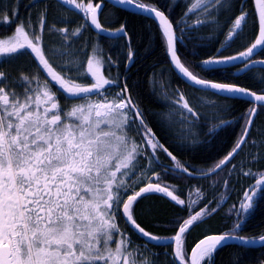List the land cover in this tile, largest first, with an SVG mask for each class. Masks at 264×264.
<instances>
[{"label": "snow or ice", "instance_id": "snow-or-ice-1", "mask_svg": "<svg viewBox=\"0 0 264 264\" xmlns=\"http://www.w3.org/2000/svg\"><path fill=\"white\" fill-rule=\"evenodd\" d=\"M119 2L131 4L134 0ZM202 2L196 0L187 13H192ZM63 3L79 10L88 26L101 32L107 30L100 22V3L94 0H63ZM254 3L259 28L255 41L238 55L210 58L204 64H229L241 60L247 69L257 63L252 57L258 52L264 53V0H254ZM136 6L156 18L170 61L182 75L204 89L251 97L264 105V94L234 84L198 79L177 55L179 38L168 16L154 7ZM216 6L225 8V0H212L200 10L208 12ZM46 16L41 13L36 27L22 23L13 34L0 37V56H31L65 97L89 102L66 110L35 78L23 75L19 83H14L0 71V264H153L130 246L116 223L117 213L141 236L159 241L134 218L138 199L154 193L163 194L190 210L196 201L185 205L170 186L162 185L158 174L149 176L140 171L139 158L144 153L140 151L141 145L130 136L132 131L141 132L143 144L150 146L153 154L159 149L172 160L176 158L159 144L126 87L112 100L107 98L104 94L106 86H111L114 81L104 77L99 59L95 66L90 57L80 63L69 59L61 69L74 72L80 78L92 79L90 86H81L55 70L45 56L42 43ZM248 17L249 14L241 10L234 18L229 39L246 28ZM203 23L196 20V25ZM186 26L191 27L187 23ZM58 31L67 39L68 28ZM81 31L72 34L79 36ZM117 32L124 33L125 29L121 26ZM60 55L74 54L61 52ZM259 63L264 64V60ZM17 88L22 90L17 92ZM92 95L99 96V101L91 102ZM182 100L181 96L177 103ZM182 107L191 116L198 115L187 102ZM255 111L249 110L240 142L214 171L225 166L244 143ZM176 169L191 175L188 168L179 163ZM137 176L143 179L144 186L128 195L131 188L128 178ZM153 178L155 182H152ZM256 186H264V175L256 180ZM258 191H264V187H254L244 193L237 217L242 218L252 208ZM206 211L210 210L190 211L189 218L178 224L177 234L172 238L175 245L171 254L173 264H211L213 254L227 240L240 239L245 244L254 242L233 234L241 227L242 219H238L230 232L206 236L191 251L186 250L182 243L184 234L201 222ZM260 239L264 241V237Z\"/></svg>", "mask_w": 264, "mask_h": 264}, {"label": "trees", "instance_id": "trees-1", "mask_svg": "<svg viewBox=\"0 0 264 264\" xmlns=\"http://www.w3.org/2000/svg\"><path fill=\"white\" fill-rule=\"evenodd\" d=\"M101 1L94 0L95 3ZM134 1L154 7L168 16L179 38V58L197 77L214 83L234 84L255 93H264V67L236 77L235 73L240 68L211 71L207 68V64L203 63L214 57L238 55L255 41L258 36V24L253 0H225V8L216 6L209 8L208 12L200 9L212 0H203L192 13H187V9L191 4L196 3V0ZM8 2L10 8H15L22 2L23 8L33 0ZM39 2L40 6L36 8L35 15L40 17L41 13H46L48 23L55 26L57 39L55 46H59L58 42L68 40L71 50L87 51L88 54L94 51H103L105 55H112L114 51L119 53L112 55L116 69L108 75H111L114 83L119 86L118 89L126 87L129 90L131 99L143 114L147 126L166 143L168 136L165 131L175 130V123L179 118L183 121L188 119V112L182 107V102L177 103V101L181 96L188 100L189 107L198 114L195 120L190 116L195 122V152L188 155V159L195 162V173L212 172L216 165L236 148L241 140L244 125L247 123V114L253 109V105L246 101L228 100L204 93L185 84L171 67L166 44L155 22L143 16L106 6L102 22L111 30L123 26L131 39V47L128 50L122 39L100 38L90 30L89 26L86 30H82L80 38L76 39L72 33L81 30L83 23L87 25L82 14L69 15L66 8L55 0H39ZM241 10L249 14L246 28L239 30V35L229 39L234 18ZM28 16L29 13L25 10L24 17L28 18ZM197 19L204 23L196 25ZM186 23L191 27L186 26ZM65 27L69 29L67 39H64L65 36L63 37L58 31ZM82 36L84 37L81 39ZM129 52L132 54L131 66H129ZM257 59L264 60V53H261ZM257 111L247 143L227 168L213 177L195 179V186L166 185L185 201V205L196 201L191 210L186 206H175L156 195H148L135 205L134 218L138 224L158 238H168L174 236L178 224L189 218L190 211L206 208L210 211H206L201 222L191 229L190 235L195 238V245L206 236L230 232L238 219H242V223L233 233L234 235L247 240L264 237V191H258L252 208L242 218L236 215L240 212V204L244 200L245 187L264 175V108L259 107ZM165 124L169 129H166ZM190 126L187 128L193 129ZM138 140L137 138V143L140 144ZM156 153L158 158L155 166L158 167L161 152L158 149ZM160 182L164 185L162 181ZM142 186L144 181L136 189ZM122 225L124 232L129 233L132 239L140 244L144 243L126 223L123 222ZM151 249L153 252L149 250L148 256L153 264H173V260L165 252L168 251L166 248L152 246ZM211 264H264V248L223 246L213 254Z\"/></svg>", "mask_w": 264, "mask_h": 264}, {"label": "flooded vegetation", "instance_id": "flooded-vegetation-1", "mask_svg": "<svg viewBox=\"0 0 264 264\" xmlns=\"http://www.w3.org/2000/svg\"><path fill=\"white\" fill-rule=\"evenodd\" d=\"M8 1L9 0H0V37H7V36L13 34L15 28L22 23L25 25L30 24L33 27H36L38 25L40 17H39V15H35V13H36V8L38 6H40L39 0H33L32 3H27L26 5H24L23 8H22V2H20V4L17 7L10 8L11 5L9 4ZM106 6H105V9L103 10L101 19L103 18L104 13L107 9ZM108 6H110V5H108ZM8 9H10V11H8ZM25 10L29 13L28 18L24 17V11ZM68 10H67V12L69 15L81 14V13H79V10H77L75 7H74V9H68ZM117 10H119V9H117ZM5 17H7V22L5 21ZM84 21H85V19H84ZM64 22H66V21L64 20ZM102 24L104 27H106L103 22H102ZM52 26H54V25H50L48 23L47 16H46L45 28H44V31L41 33V35L43 38L42 43H43L45 56L57 72H59L61 75L65 76L66 79L68 77H71L75 83L80 84L81 86H90L93 83L92 79H89L87 77L80 78L74 72H63V71H61V69L67 64V62L71 58H73L72 60H74L76 63H80V62H86L87 58L90 57L94 61V66H95V61L100 58L102 60V63H103V66L101 68L102 74L104 75V77L106 79L113 81L111 75L109 76L108 74H109V72L112 74V72L115 71V69H116V64H115L114 60L112 59L113 58L112 55H118L119 53L117 51H114V53H112V55H109V54L105 55V53L103 51H100V52L95 51V52H91L90 54H88L87 51L71 50L72 47H69V45L71 46V44L68 40L64 41V42H58L59 46H55L56 41H57L56 35H55L56 30H55V26L54 27H52ZM81 28L84 31L88 28V25H85L83 23ZM107 29H109V28L107 27ZM62 36L64 37V35H62ZM68 37H69V34L67 33V38ZM83 37L84 36H82L81 39ZM75 38L76 39L80 38V35L75 36ZM100 38H102V37H100ZM64 39H65V37H64ZM121 39H122L123 43L125 44V46L129 50L130 48H129L127 39L126 38H121ZM61 52H68V53H72L74 55H72V56H61L60 55ZM257 58L258 57H256L255 60H261V59H257ZM235 68H240L239 71H241L244 68V65L240 66V67H235ZM230 69H233V68H230ZM0 71H3L6 74V77L9 79V81H12L14 83H19L22 80L23 75H27L29 77V79L35 78L37 81H39V83L42 87L47 88L52 94H54V96L56 97L60 106L66 110H71L72 107H74L78 104H85L86 102H89L86 99L65 97L64 94L55 85V82H53L51 80V78L45 74L44 71H42L39 67H37L36 61L29 55H20L17 58L0 56ZM239 71H236V72H239ZM118 88H119V86L116 83H112L111 86H106L107 91L104 92V94L107 96V98L109 100H112L117 95V93L115 91L118 90V92L120 93L123 89H125V87L120 88V89H118ZM21 90L22 89H20V88L16 89L17 92H20ZM102 91H104V90H102ZM127 92L130 95V92L128 89H127ZM207 93H209V92H207ZM210 94H212V93H210ZM258 94H260V93H258ZM261 94H264V93H261ZM99 99H100L99 96H94V95L91 96V102L99 101ZM181 102H182V104L184 102L188 103V100L183 97V100ZM193 103H195V99H193ZM188 105H189V103H188ZM253 109H255L254 105H253ZM190 116H191V114L188 113L187 114L188 119L185 121H183L182 119L179 118L178 121L175 123V125H176L175 130H170L168 128L167 124H165L167 126L166 129H169V130L165 131V134H167V136H168V139L166 140L167 143L155 135L156 138L161 143V145L164 148H166L168 150V152L172 153V155L176 158L175 160H172L166 153H164L162 150H160L161 154L159 156V159H161V161H160V165L157 167V166H155V164H156L155 161L158 158L156 151L153 154V150L150 148V146L145 145V144H144V149L140 148V151H142L144 153V155L139 158L140 159V165H139L140 171L147 173V175H149V176H152L153 174H158L160 177V181L163 182L164 186L174 185V186L182 187V186H184V184L195 186V179H203V178H197L195 176L205 175V174L195 173V162H192L191 160L188 159V155L195 152V129H194L195 128V122L193 120H191ZM196 117L192 116V118H194V120ZM189 126L193 129L187 128ZM130 136L136 142H137V138L139 139L138 140L139 142H143L141 139V133L140 132L132 131L130 133ZM146 162H147L148 167L143 168V165L146 166ZM177 163H179L183 167L188 168L191 175L185 174L184 172L177 170L176 169ZM207 178H209V177H207ZM128 179L131 182V188L129 189L127 194L131 195L133 193V191H138L136 189V187L139 183L142 184L143 179L139 178V176L130 177ZM256 180L252 184H250L249 186L245 187L243 193H245L246 191L252 190V187H256ZM152 182H155L154 178H153ZM244 182H246L245 179H244ZM243 196H244V194H243ZM164 200H166V199H164ZM166 201H168V200H166ZM171 204H173V203H171ZM173 205H175V204H173ZM175 206H181V205H175ZM123 222H124V220H123L122 216L120 215V213H117L116 223L119 224L118 226H119L121 232L124 234V237H126L127 241L130 242V246L133 249H135L137 252L142 253L144 256H146L148 259H150L148 255L150 252H153L152 249L150 250V252L142 249L140 243H138L134 239H132V237L130 236L129 233L124 232V228L122 225ZM193 227H194V225L189 228V230L184 234V237L182 239L183 246L188 251H191V249L193 247H195V242H194L195 238L192 235H190V233L192 231L191 229ZM177 231H178V229L176 230V233L174 234V236L177 234ZM174 236L168 237L165 239H169V238L172 239ZM204 238H202V239H204ZM174 248H175V245L172 244V245L168 246L166 248V250H168L167 252L170 253V252L174 251Z\"/></svg>", "mask_w": 264, "mask_h": 264}, {"label": "water", "instance_id": "water-1", "mask_svg": "<svg viewBox=\"0 0 264 264\" xmlns=\"http://www.w3.org/2000/svg\"><path fill=\"white\" fill-rule=\"evenodd\" d=\"M57 2L61 3L62 5H64L65 7L67 8H70L71 5H68L66 3H63V0H56ZM104 3H107L117 9H121V10H124L126 12H129L131 14H135V15H139V16H143L145 18H148V19H151L153 21H155L157 23V20L156 18L153 16V15H150L148 12L144 11L143 9L137 7L136 5H138V3L134 2V3H131V4H123V3H120L119 0H103ZM101 4V8H102V12H103V9H104V4L103 3H100ZM253 4H254V8H255V14H256V7H255V3H254V0H253ZM102 12H101V15H102ZM101 15H100V19H101ZM256 18H257V14H256ZM101 22V21H100ZM158 24V23H157ZM91 27V26H90ZM92 31L102 37H105L107 39H119V38H127L128 40V43H129V46H130V39H129V36L128 34L126 33V31L124 33H120V32H117V31H110V30H106V31H98L97 29H95L94 27H91ZM258 31H259V28H258ZM176 48H177V45H176ZM261 53H257L255 56L252 57V60H255L256 57H258ZM177 55H178V52H177ZM169 56V54H168ZM257 61V63H255L254 65L250 66L249 68L247 69H244L235 73V76L236 77H239V76H242L244 74H246L247 72L253 70V69H256V68H261V67H264V64H261L259 63V61L261 60H255ZM169 62L171 64V67L173 69V71L177 74V76L185 83L187 84L188 86L196 89V90H199V91H203V92H209V93H212L216 96H219L221 98H225V99H231V100H242V101H247L249 103H251L252 105L255 106V115L252 119V123H251V128L249 129L248 131V134H247V138L244 140V143L241 144L240 148L238 149V151L236 152V154L229 160V162L223 166L220 170L218 171H212L210 172V175L209 173L206 174V175H202V176H195L197 178H207V177H211V176H214L216 174H218L219 172H221L223 169H225L236 157L237 155L241 152V150L243 149V147L245 146V144L247 143L248 139H249V136L251 134V131H252V128H253V125H254V122H255V119H256V116H257V109L259 107H264V105H262L260 102L258 101H253L251 99V97H247V96H243V95H239V94H236V95H233V94H230V93H226V92H222V93H219V92H214V90H211V89H204L202 88L201 86L199 85H196L194 84L192 81H190L188 78H186L184 75H182L178 69L175 68V65L173 62L170 61V58H169ZM182 63V62H181ZM132 64V55H131V59H130V66ZM244 65V62L241 61V60H237V61H234L232 63H229V64H212V65H207V68L209 70H225V69H229V68H233V67H239V66H243ZM198 78V77H197ZM200 79V78H198ZM214 83V82H213ZM250 91V90H249ZM252 92V91H250ZM258 94V93H257ZM158 140V139H157ZM159 142V141H158ZM160 144V142H159ZM161 145V144H160ZM152 195V194H150ZM153 195H156L158 197H162L166 200H168L169 202L175 204V205H178L176 202L174 201H171V198L169 197H165L163 194H153ZM129 224V223H128ZM129 226L132 228V230L143 240H145L146 243L152 245V246H158V247H167V246H170L174 243H172V239H161L159 238V241H153V240H149L148 238L146 237H143L141 236L136 230L133 229V227L129 224ZM252 241V240H251ZM199 243V242H198ZM228 245H237V246H242V247H246V248H253V249H259V248H263L264 247V241L262 240H257V241H254L253 243H248V244H245V243H242L240 239H229L227 240L226 244L224 246H228ZM223 247V246H222ZM218 248H221V247H218Z\"/></svg>", "mask_w": 264, "mask_h": 264}, {"label": "bare ground", "instance_id": "bare-ground-1", "mask_svg": "<svg viewBox=\"0 0 264 264\" xmlns=\"http://www.w3.org/2000/svg\"><path fill=\"white\" fill-rule=\"evenodd\" d=\"M117 9V8H116ZM119 10H121V9H119ZM122 11H124V10H122ZM129 13V12H128ZM148 19V18H147ZM149 20H151V19H149ZM151 21H153V20H151ZM153 22H155V21H153ZM156 23V22H155ZM127 33V32H126ZM177 48H178V42H177ZM240 67V66H239ZM233 68H235V67H233ZM262 68V67H261ZM230 69V68H229ZM256 69H260V68H256ZM227 69H225L224 71H226ZM254 70V69H253ZM211 71H216V70H211ZM237 73V72H236ZM248 73V72H247ZM240 77V76H239ZM219 97V96H218ZM225 99V98H224ZM229 100H231V99H229ZM240 101H242V100H240ZM247 102V101H246ZM264 108V107H263ZM143 148H144V144H143ZM229 246V245H228ZM264 248V247H263ZM260 249V248H259ZM146 250H148L149 251V249L147 248Z\"/></svg>", "mask_w": 264, "mask_h": 264}, {"label": "rangeland", "instance_id": "rangeland-1", "mask_svg": "<svg viewBox=\"0 0 264 264\" xmlns=\"http://www.w3.org/2000/svg\"><path fill=\"white\" fill-rule=\"evenodd\" d=\"M99 60L101 61V68L103 66V63H102V60L99 58ZM167 119V118H166ZM168 120V119H167ZM141 148H143V142H142V145H141ZM144 149V148H143ZM142 150V149H141Z\"/></svg>", "mask_w": 264, "mask_h": 264}]
</instances>
